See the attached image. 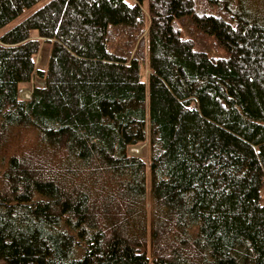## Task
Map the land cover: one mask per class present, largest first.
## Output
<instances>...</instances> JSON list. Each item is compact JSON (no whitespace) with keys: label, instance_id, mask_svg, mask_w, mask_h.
<instances>
[{"label":"trees","instance_id":"1","mask_svg":"<svg viewBox=\"0 0 264 264\" xmlns=\"http://www.w3.org/2000/svg\"><path fill=\"white\" fill-rule=\"evenodd\" d=\"M39 1L0 0V259L264 264V0H48L3 30Z\"/></svg>","mask_w":264,"mask_h":264},{"label":"rangeland","instance_id":"2","mask_svg":"<svg viewBox=\"0 0 264 264\" xmlns=\"http://www.w3.org/2000/svg\"><path fill=\"white\" fill-rule=\"evenodd\" d=\"M47 1L48 0H40L38 3H36L32 6L24 8L22 10V12L13 21H11L6 27L3 28V30H6V29L13 27L21 19H23L25 16H27L28 14H30L31 12H33L37 8L41 7ZM239 1H242L243 4L248 8H251L253 6V2H254V0H231V7L236 8ZM47 53H48V45L42 44L40 51H39V54L35 56L36 64H38V65L41 64V61H43L45 59ZM43 85H44V82L42 79L38 78L37 76H33L30 82L19 84L18 95L22 100H28L31 97L32 89L34 87H42ZM26 91L29 93L28 96L24 93ZM146 130H147V132L149 130L148 123L146 124ZM133 147L138 148V151L135 152V154H132L130 152V149L132 147H129L128 153L133 155V156H140L144 159L145 162H148L149 151H148L147 143H144V144L139 145V146H133ZM147 186H148V174H147ZM261 200H262V203L264 204V187L261 190ZM147 206H148V203H147ZM0 264H5V262L2 259H0Z\"/></svg>","mask_w":264,"mask_h":264},{"label":"bare ground","instance_id":"3","mask_svg":"<svg viewBox=\"0 0 264 264\" xmlns=\"http://www.w3.org/2000/svg\"><path fill=\"white\" fill-rule=\"evenodd\" d=\"M27 96L29 95V93L26 91V92H24ZM138 151V148H134V147H132L131 149H130V152L132 153V154H135V152H137Z\"/></svg>","mask_w":264,"mask_h":264}]
</instances>
